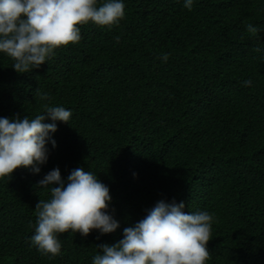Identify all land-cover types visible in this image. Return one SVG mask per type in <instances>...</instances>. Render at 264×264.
<instances>
[{"label":"trees","instance_id":"obj_1","mask_svg":"<svg viewBox=\"0 0 264 264\" xmlns=\"http://www.w3.org/2000/svg\"><path fill=\"white\" fill-rule=\"evenodd\" d=\"M0 264H264V0H0Z\"/></svg>","mask_w":264,"mask_h":264}]
</instances>
